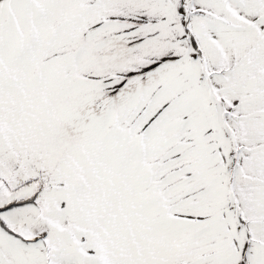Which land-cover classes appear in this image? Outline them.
I'll list each match as a JSON object with an SVG mask.
<instances>
[{
    "label": "snow or ice",
    "instance_id": "6c2138e0",
    "mask_svg": "<svg viewBox=\"0 0 264 264\" xmlns=\"http://www.w3.org/2000/svg\"><path fill=\"white\" fill-rule=\"evenodd\" d=\"M0 264H264V0H0Z\"/></svg>",
    "mask_w": 264,
    "mask_h": 264
}]
</instances>
